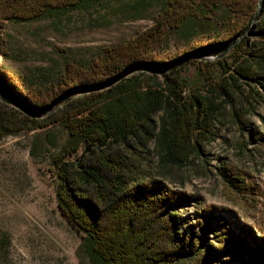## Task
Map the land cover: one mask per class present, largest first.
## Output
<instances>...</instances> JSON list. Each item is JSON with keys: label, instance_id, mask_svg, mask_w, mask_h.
<instances>
[{"label": "trees", "instance_id": "obj_1", "mask_svg": "<svg viewBox=\"0 0 264 264\" xmlns=\"http://www.w3.org/2000/svg\"><path fill=\"white\" fill-rule=\"evenodd\" d=\"M105 1L0 0V29L7 23L61 18ZM259 3L138 0L128 4L125 13L132 19L145 18V12L156 7L152 25L106 48L88 66L67 63L53 85L56 92L23 88V78L17 75L19 88L0 68V85L36 113L49 111L63 97L58 111L44 120L0 105V140L46 123H62L67 143L52 160L57 206L83 235L81 248L91 264H264V235L233 227L221 215L222 209H204L199 197L170 190L152 175L149 159L155 152L158 176L169 168L185 169L219 138L225 119L248 136L249 144L264 147V115L257 114L264 104V7L259 12ZM256 16L250 36L227 56L215 62L190 58L169 69L178 61L164 57L172 40L188 53L217 56L248 30ZM202 40L207 44L198 45ZM135 65L165 72L138 67L123 77ZM186 66L208 71H198L190 82L180 76ZM73 73L75 80L70 78ZM108 83L115 84L89 90ZM253 114L260 127L247 120ZM216 171L228 188L243 192L241 178L226 168ZM188 203L194 204L198 216L194 226L200 229L190 225L185 232L178 212ZM211 234L214 241L208 238Z\"/></svg>", "mask_w": 264, "mask_h": 264}, {"label": "rangeland", "instance_id": "obj_2", "mask_svg": "<svg viewBox=\"0 0 264 264\" xmlns=\"http://www.w3.org/2000/svg\"><path fill=\"white\" fill-rule=\"evenodd\" d=\"M135 1L138 0H106L61 18L7 23L0 29V40L4 41L0 48V68L6 69L5 76L19 88L22 86L17 75L23 78V88L56 92L53 85L65 72L67 63L88 66L93 59L102 57L106 48L130 40L152 25L156 7L145 12L143 19H132L125 13L126 6ZM207 42L202 40L198 45ZM188 52L172 40L164 57L177 61ZM200 70L207 72L208 68ZM200 70L186 66L180 70V76L192 82ZM70 78L77 77L73 73ZM71 93L77 94L73 89ZM0 105L4 110L26 114L21 104L1 89ZM257 114L264 115V104L258 107ZM247 120L260 127L257 115ZM219 128V138L204 148L201 158L193 159L183 170L169 168L158 176L156 154L152 152L149 155L151 173L162 179L170 190L199 197L204 209H222L221 215L233 227H244L262 236L264 147L249 144L248 136L228 119ZM67 139L62 123L50 122L0 140V264H91L81 248L83 235L72 227L57 206V175L52 160ZM219 167L245 182L243 192L236 193L227 187L216 171ZM197 218L194 204L188 203L179 209L178 220L185 232L190 225H195ZM198 229L194 226V230ZM208 238L215 240L213 234Z\"/></svg>", "mask_w": 264, "mask_h": 264}, {"label": "water", "instance_id": "obj_3", "mask_svg": "<svg viewBox=\"0 0 264 264\" xmlns=\"http://www.w3.org/2000/svg\"><path fill=\"white\" fill-rule=\"evenodd\" d=\"M263 7H264V0H260V3H259V12H261V10L263 9ZM258 18L259 17L256 16V18L254 19V21L252 22V24L249 26L248 30L232 46H230L223 53H221V54H219L217 56L206 57V58L201 57L199 55V53H197V52L186 53L176 63H174L169 69H172V68H174L176 66H179L185 60L190 59V58L197 59V60L204 59V60H208V61H214V60H219V59L227 56L228 54H230L232 52V50L236 47V45L241 42V40L244 37L250 36V31L254 29L256 23L258 22ZM138 67L148 69L151 72H154L156 74H163L165 72V71H161V72L160 71H157L156 69H154L152 67H149L147 65H135V66H132L131 68L127 69L126 72L123 74V77L127 76L129 74V72H131L132 70H134L135 68H138ZM114 84L115 83H108V84H105V85H99V86H95L93 88H90L89 90H92V91H100V90L109 88V87L113 86ZM0 89L3 92L8 93L11 97L15 98L12 93H10L7 89H5L4 87H2L1 85H0ZM62 98L63 97L59 98L57 100V102L51 107V109L49 111L42 112V113H36L28 105H26V104L18 101L17 99L16 100L21 104V106H22L23 110L25 111L26 115H28V116H30L31 118H34V119H40V118H45V117H48V116L52 115L56 111V109L58 108V106L60 105Z\"/></svg>", "mask_w": 264, "mask_h": 264}]
</instances>
